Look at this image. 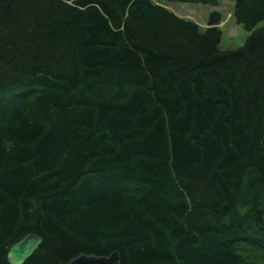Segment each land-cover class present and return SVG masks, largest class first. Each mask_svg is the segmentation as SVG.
<instances>
[{"label": "trees", "instance_id": "1", "mask_svg": "<svg viewBox=\"0 0 264 264\" xmlns=\"http://www.w3.org/2000/svg\"><path fill=\"white\" fill-rule=\"evenodd\" d=\"M231 1L220 50L215 10L0 0V264H264V0Z\"/></svg>", "mask_w": 264, "mask_h": 264}, {"label": "rangeland", "instance_id": "2", "mask_svg": "<svg viewBox=\"0 0 264 264\" xmlns=\"http://www.w3.org/2000/svg\"><path fill=\"white\" fill-rule=\"evenodd\" d=\"M153 2L170 8L180 17L195 21L201 30H204L207 26L210 12L214 10L218 11L221 15V21L218 25L221 30V38L218 45L220 50L236 49L242 46L250 35V31H246L233 18L234 3L231 0H219L215 6L201 3H169L165 0H153ZM260 25L261 23H258L256 27Z\"/></svg>", "mask_w": 264, "mask_h": 264}, {"label": "water", "instance_id": "3", "mask_svg": "<svg viewBox=\"0 0 264 264\" xmlns=\"http://www.w3.org/2000/svg\"><path fill=\"white\" fill-rule=\"evenodd\" d=\"M42 237L28 233L13 243L7 250L5 258L8 264H24V262L38 249L42 243ZM118 253L113 251L109 255L80 254L73 258L69 264H117Z\"/></svg>", "mask_w": 264, "mask_h": 264}, {"label": "crops", "instance_id": "4", "mask_svg": "<svg viewBox=\"0 0 264 264\" xmlns=\"http://www.w3.org/2000/svg\"><path fill=\"white\" fill-rule=\"evenodd\" d=\"M170 9V8H169ZM171 10V9H170ZM171 11H173V10H171ZM174 12V11H173ZM175 14H177L176 12H174ZM178 15V14H177ZM179 16V15H178Z\"/></svg>", "mask_w": 264, "mask_h": 264}]
</instances>
